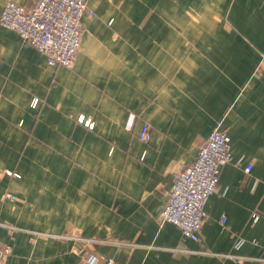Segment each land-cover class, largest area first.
Here are the masks:
<instances>
[{
	"label": "crops",
	"instance_id": "0c3cea01",
	"mask_svg": "<svg viewBox=\"0 0 264 264\" xmlns=\"http://www.w3.org/2000/svg\"><path fill=\"white\" fill-rule=\"evenodd\" d=\"M89 9L73 68L0 25L3 264H264V0ZM216 129L232 160L193 241L159 218Z\"/></svg>",
	"mask_w": 264,
	"mask_h": 264
},
{
	"label": "built area",
	"instance_id": "2783aa9c",
	"mask_svg": "<svg viewBox=\"0 0 264 264\" xmlns=\"http://www.w3.org/2000/svg\"><path fill=\"white\" fill-rule=\"evenodd\" d=\"M90 0H35L32 7L7 0L0 16V25L21 34L25 43L45 54L53 67L73 68L80 50L83 17L95 14L89 9ZM39 99L32 105L37 107ZM84 122V118L79 119ZM89 126L90 122H86ZM151 126L146 122L141 140H150ZM232 160V143L227 132L213 130L202 145L197 159L175 176L168 202L161 212L160 223L178 226L184 237L199 241L206 206L217 190L222 168ZM251 166L246 171L250 172ZM258 214L253 216L256 223ZM225 225L226 220H221ZM9 248L0 244V264ZM82 264H98V259L88 257ZM107 264H111L110 261Z\"/></svg>",
	"mask_w": 264,
	"mask_h": 264
}]
</instances>
